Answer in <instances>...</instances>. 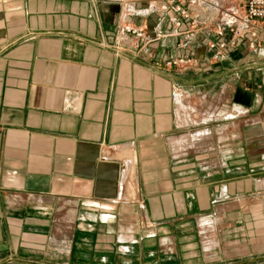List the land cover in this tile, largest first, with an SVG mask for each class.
Listing matches in <instances>:
<instances>
[{
    "label": "crops",
    "instance_id": "0c3cea01",
    "mask_svg": "<svg viewBox=\"0 0 264 264\" xmlns=\"http://www.w3.org/2000/svg\"><path fill=\"white\" fill-rule=\"evenodd\" d=\"M177 41L145 0H0V264H264L263 58Z\"/></svg>",
    "mask_w": 264,
    "mask_h": 264
},
{
    "label": "built area",
    "instance_id": "2783aa9c",
    "mask_svg": "<svg viewBox=\"0 0 264 264\" xmlns=\"http://www.w3.org/2000/svg\"><path fill=\"white\" fill-rule=\"evenodd\" d=\"M172 26L180 54L165 58L161 67L178 72L197 71L205 62H218L230 47L242 46L264 61V0H145ZM147 40L145 27H125ZM200 39L205 55L189 53Z\"/></svg>",
    "mask_w": 264,
    "mask_h": 264
},
{
    "label": "rangeland",
    "instance_id": "374dc122",
    "mask_svg": "<svg viewBox=\"0 0 264 264\" xmlns=\"http://www.w3.org/2000/svg\"><path fill=\"white\" fill-rule=\"evenodd\" d=\"M255 75L262 80V83L260 85H261L262 89H264V70H262V71H256L255 72Z\"/></svg>",
    "mask_w": 264,
    "mask_h": 264
}]
</instances>
